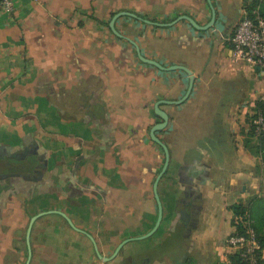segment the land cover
<instances>
[{
	"label": "crops",
	"instance_id": "1",
	"mask_svg": "<svg viewBox=\"0 0 264 264\" xmlns=\"http://www.w3.org/2000/svg\"><path fill=\"white\" fill-rule=\"evenodd\" d=\"M12 1L0 10V264H27L34 217L28 264H231L230 207L264 198L247 123L264 73L232 62L229 38L264 0H210L207 31L168 25H206L207 0ZM136 49L187 68L190 92L185 71Z\"/></svg>",
	"mask_w": 264,
	"mask_h": 264
},
{
	"label": "built area",
	"instance_id": "2",
	"mask_svg": "<svg viewBox=\"0 0 264 264\" xmlns=\"http://www.w3.org/2000/svg\"><path fill=\"white\" fill-rule=\"evenodd\" d=\"M0 10L6 13L13 11L12 0H0ZM231 48L229 58L234 63H244L251 69H257L264 73V19L254 9L251 13L243 11L242 17L234 27L229 38ZM256 131L264 129V119L258 116L254 121ZM242 220L235 218V225ZM233 221V222H234ZM234 232L228 236L226 244L234 253H238L242 264H264V250L261 248L256 233L244 225L242 233Z\"/></svg>",
	"mask_w": 264,
	"mask_h": 264
},
{
	"label": "trees",
	"instance_id": "3",
	"mask_svg": "<svg viewBox=\"0 0 264 264\" xmlns=\"http://www.w3.org/2000/svg\"><path fill=\"white\" fill-rule=\"evenodd\" d=\"M254 9H257L259 15L264 19V13L257 6L247 7L246 11L251 13ZM258 116H262L264 119V101L262 100L255 102L251 114H248L247 123L249 125L248 135L250 138H255L254 144L257 153L261 152L264 156V129L263 131L257 132V126L254 124ZM230 210L232 211L234 219H242L236 225L235 221L233 222L237 228V233L243 232L244 225L250 226L256 233L258 242L264 250V198H255L248 205L234 204L230 207ZM229 260L231 264H242L238 253H233L229 257Z\"/></svg>",
	"mask_w": 264,
	"mask_h": 264
},
{
	"label": "water",
	"instance_id": "4",
	"mask_svg": "<svg viewBox=\"0 0 264 264\" xmlns=\"http://www.w3.org/2000/svg\"><path fill=\"white\" fill-rule=\"evenodd\" d=\"M207 2L209 3L210 5V0H207ZM210 10H211V19L210 21L204 25V26H200L198 25L192 18L188 17V16H180L178 17L176 20H174L173 22H171L170 24L168 25H174L176 24L177 22L179 21H182V20H185L186 22H188L194 29L198 30V31H207L208 29L212 28L215 24V11L214 9L212 8V6L210 5ZM123 15H126L125 13H120V14H117L116 16L113 17L112 21H111V29L112 31H114V28H113V24H114V21L116 20V18L118 16H123ZM128 15V14H127ZM115 32V31H114ZM137 53H138V56L139 58L147 63V64H150L160 70H163V71H173V70H183L185 71L189 76H190V83H189V87H188V91H187V94L190 92L191 88H192V84H193V77L191 76V72L185 68L184 66H171L169 68H165L163 66H161L160 64H158L157 62L155 61H152V60H147V59H144L142 58V56H140V53H139V50L136 49ZM155 111L156 113L160 116L162 122L157 124L156 126H154V128H152V131H151V137L152 139L157 143L159 144L162 149L164 150V153H165V163H164V167H163V170H165L167 164H168V151L166 149V147L160 143V141L155 137V132L157 131H160L162 129H164L166 127V124H167V116L158 110V105L155 107ZM156 193V192H155ZM155 198L157 200V204H158V208H159V214H158V220H157V223H156V226H155V229L156 227L158 226L159 222H160V219H161V207H160V202H159V199H158V196L157 194L155 195ZM51 212H45L43 214H40V216H44V215H47V214H50ZM34 219H36L35 217L31 220L30 222V226H29V229L27 231V244H28V261H27V264L31 258V251H30V247H29V234H30V228H31V225H32V222L34 221ZM65 220L67 221V223L73 228L75 229L74 225L72 224V222L67 218L65 217ZM77 230V229H75ZM154 231V230H153ZM146 237V236H145ZM221 264H224V263H221Z\"/></svg>",
	"mask_w": 264,
	"mask_h": 264
}]
</instances>
